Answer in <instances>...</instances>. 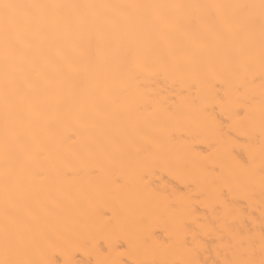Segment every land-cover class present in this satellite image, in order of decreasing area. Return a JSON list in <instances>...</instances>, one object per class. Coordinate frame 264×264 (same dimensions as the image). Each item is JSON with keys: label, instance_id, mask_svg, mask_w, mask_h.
Masks as SVG:
<instances>
[{"label": "bare ground", "instance_id": "bare-ground-1", "mask_svg": "<svg viewBox=\"0 0 264 264\" xmlns=\"http://www.w3.org/2000/svg\"><path fill=\"white\" fill-rule=\"evenodd\" d=\"M15 2L61 7L23 73L0 20V261H259L261 0Z\"/></svg>", "mask_w": 264, "mask_h": 264}, {"label": "snow or ice", "instance_id": "snow-or-ice-1", "mask_svg": "<svg viewBox=\"0 0 264 264\" xmlns=\"http://www.w3.org/2000/svg\"><path fill=\"white\" fill-rule=\"evenodd\" d=\"M61 7L59 5H46V4H22L17 3L15 0H0V20L3 21L4 32H5V59H9L15 57L19 62L17 63L16 71L18 73L24 72L23 67V53L16 52L15 42L10 40L9 33L13 31H19L23 34L25 38H27L32 33H39L44 31L48 26L44 23V17L47 14V10L50 8H58ZM87 7H110L107 5L104 6H95L89 5ZM141 7V6H137ZM142 7L152 8V7H161V6H151L145 5ZM167 7H171L174 9H180L185 6L183 5H170ZM211 7L217 9H223L227 6L224 5H212ZM233 7H244V6H233ZM256 7V6H252ZM260 9L261 18L264 19V0H261L260 5L258 6ZM224 28L230 29L232 26V21L230 18L225 17L224 20ZM30 45L26 44L25 47ZM33 70L39 73L43 79L48 81L49 83H54V76L38 67L33 65ZM137 70L140 72L149 71L150 65L146 62H140L137 64ZM261 224L264 225V213L261 216ZM261 259L256 261L255 259H232L226 261V264H264V230L261 232ZM0 264H48L47 261H25V262H16V261H0ZM182 264H198L195 260H185Z\"/></svg>", "mask_w": 264, "mask_h": 264}]
</instances>
